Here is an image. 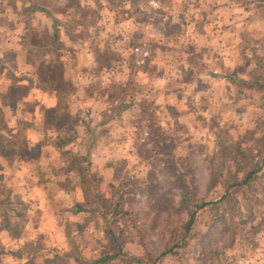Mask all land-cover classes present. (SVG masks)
Segmentation results:
<instances>
[{
    "label": "clouds",
    "instance_id": "1",
    "mask_svg": "<svg viewBox=\"0 0 264 264\" xmlns=\"http://www.w3.org/2000/svg\"><path fill=\"white\" fill-rule=\"evenodd\" d=\"M0 264H264V0H0Z\"/></svg>",
    "mask_w": 264,
    "mask_h": 264
}]
</instances>
